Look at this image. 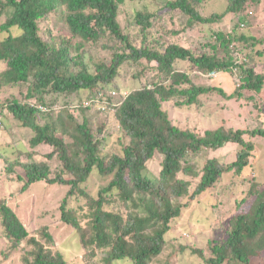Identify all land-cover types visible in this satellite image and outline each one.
<instances>
[{"label":"trees","instance_id":"obj_1","mask_svg":"<svg viewBox=\"0 0 264 264\" xmlns=\"http://www.w3.org/2000/svg\"><path fill=\"white\" fill-rule=\"evenodd\" d=\"M124 1L4 0L12 12L1 24V29L9 30L16 26L22 32L18 35L8 34L0 42V61H6L7 65L1 74L3 82L9 86L28 82L27 93L23 97L25 100H13L7 104V110L20 125L32 130L30 144L53 147L61 164L57 174L51 177L46 162L20 164L24 173L17 176V180L23 181L21 189H26L28 184L36 181L58 182L70 185L66 195L68 197L76 189L79 190L78 184L93 169L97 168L102 174L113 173L108 184L99 189L97 198L90 200L87 213L89 219L86 223L88 228L82 227L79 219L66 209V196L60 206L61 218L79 232L80 243L84 248L91 245L93 249L105 252L104 264L124 259H129L132 264H149L150 259L161 251L170 221L180 216L187 205L179 199L188 194L190 183L189 180L178 178L177 174L183 172L198 176L191 160L203 149H217L226 143H237L240 146L236 158L229 163L222 164L214 157L206 159L200 179L190 194L193 198L217 183L224 172L232 170L239 174L247 167L253 143L244 139L245 134L264 137V127L260 126L244 129L218 126L201 132L180 128L170 121L161 103L174 98L176 105L189 106L197 102L200 94L212 89L227 98L242 97L243 89L258 93L264 88V74L255 72L244 61L237 62L235 55L238 50L231 44L233 39L259 41L246 35L230 37L217 32L215 37L224 49L231 48L233 51L232 54L226 52L223 57L215 53L194 55L188 47L175 43L168 44L162 51L146 45L136 46L129 41V34L117 19L119 4ZM202 1L168 0L166 5L188 15L187 23L191 25L193 22H214L225 13L238 12L249 0H227L224 12L210 16H202L197 11L195 6ZM60 7L65 10L64 20L72 35L95 40L108 31L124 50L115 53L108 64L99 65L95 74L71 71L68 48L65 45L58 48L49 45L38 34V20ZM151 17L148 12L135 13L136 23L141 29L150 26ZM140 58L155 61L158 71L165 78L128 91L117 103L114 112L128 134L130 143L123 148L122 155L113 154L105 163L100 156L101 140L94 137L87 126V119L83 117L80 123L75 122L79 111H89L92 107L71 109L68 104L56 105L53 101H47L44 94L53 93L51 95L54 100L63 92L84 91L83 97L76 101L80 103L83 99L94 97L98 89H116L98 83L109 82L123 60ZM176 59L187 60L197 73L206 76L212 71L232 73V67L236 66L238 85L231 93H226L220 87L195 84L188 73L174 67ZM31 98H37L38 102H32ZM2 115L0 126L3 125ZM155 151L162 154L161 168L158 175H149L145 162ZM53 152L48 156H52ZM15 164L9 163L11 166L8 170L13 172ZM62 173H70L73 177L65 179ZM113 190H116L123 202L130 203V208H134L125 216L103 208L108 192ZM79 192L85 194L84 191ZM0 211L9 238L20 242L28 237L24 225L8 205L0 202ZM87 229L90 232L88 237L85 232ZM45 236L51 240L47 232ZM28 240L33 248L29 251L31 256L23 257V264H66L58 251L52 252L51 248L44 246L34 236L28 237ZM210 242L211 255L205 257L202 264H252V260L264 251V190L255 193L246 212L231 217L225 239ZM198 252L201 254V251ZM91 255L94 256V252Z\"/></svg>","mask_w":264,"mask_h":264},{"label":"rangeland","instance_id":"obj_2","mask_svg":"<svg viewBox=\"0 0 264 264\" xmlns=\"http://www.w3.org/2000/svg\"><path fill=\"white\" fill-rule=\"evenodd\" d=\"M168 0H125L119 4L117 19L125 32L129 34V41L136 46H148L162 51L165 46L175 43L188 47L194 55L201 53H215L223 57L227 50L216 39L217 32L230 37L246 35L255 37L258 42L248 40H235L232 43L236 53L237 62L244 61L255 72L264 74V0H249L238 12L225 13L223 17L214 22L187 23L188 15L178 9L169 8ZM227 0H203L198 3L197 11L202 16L213 13H222L227 6ZM137 11L148 12L152 15L150 26L141 29L136 23ZM12 8L0 0V26L10 16ZM65 10L58 8L38 20V34L49 45L68 48L71 71H87L95 74L97 67L108 64L115 53L124 49L120 42L108 31L95 40L84 39L72 35L65 18ZM22 31L15 27L3 30L0 27V42L8 35H18ZM125 51H128L127 49ZM155 61L144 58L138 60L125 59L116 69L115 75L106 84L116 88L117 93L132 91L144 85L163 80L164 75L157 69ZM174 67L189 74L193 83L203 86L220 87L226 93H231L238 85V73L232 70L219 72L215 76H206L195 70L187 60L176 59ZM7 68L6 61H0V114L3 125L0 126V202L8 205L17 215L27 230V236H34L44 246L51 248L52 252L61 253L66 264H104V251L86 248L80 243L79 232L61 218V202L67 195L70 185L63 183H49L36 181L28 184L22 190L23 181L17 180L23 175L22 163L46 162L50 167L49 176H54L61 168L58 154L53 147L46 144L32 146L30 138L32 130L22 126L7 110V104L24 101L27 93V83L7 85L3 82L2 71ZM32 79V78H30ZM53 93L44 94L47 101L56 105H71L83 97L84 91H70L59 94L52 99ZM32 102L37 98H31ZM119 99V98H118ZM34 102V103H36ZM162 109L168 114L170 121L180 127L194 131L206 128L224 126L225 128H254L264 127V88L254 93L248 89L242 90V97L227 98L216 89L200 94L196 103L186 106L175 104L174 98L161 103ZM72 109V108H71ZM115 109V108H114ZM63 110V109H62ZM66 110V109H65ZM115 110L103 113L93 108L79 111L75 122L80 123L85 117L87 126L94 137L101 140L100 156L107 163L113 154L122 155V150L130 143V138L118 122ZM69 123V121H67ZM244 139L253 143L249 164L239 174L224 172L219 181L203 193L191 198L195 189L201 169L207 158L214 157L220 163L226 164L236 158L240 146L237 143H226L217 149H203L191 160L195 164L198 176H191L183 172L177 174L178 178L189 180L188 194L179 199L187 203L180 216L172 219L169 229L164 234V241L158 255L152 257L149 264H202L203 259L211 255L209 246L211 240L221 241L226 238L231 217L237 213L246 212L255 193L264 190V137H251L247 134ZM52 156H48L50 152ZM162 154L155 151L151 158L146 160V172L149 175H158L161 168ZM9 163H16L13 172L8 170ZM65 179L72 178L70 173H62ZM113 173L102 174L93 169L86 179L79 183V190L66 196V209L70 210L80 221L82 227L88 228V206L91 199H96L101 187L108 184ZM79 191H84L81 194ZM103 208L119 212L125 216L130 203L123 202L116 190L109 191ZM50 234L51 240L45 236ZM86 236H89L87 229ZM28 237L20 242L9 238L4 230L2 214L0 211V264H23L24 256H31L29 251L33 244ZM201 251V254L198 252ZM94 252V256L91 255ZM262 256V257H261ZM252 264H264V251L252 260ZM111 264H132L129 259L112 261Z\"/></svg>","mask_w":264,"mask_h":264},{"label":"built area","instance_id":"obj_3","mask_svg":"<svg viewBox=\"0 0 264 264\" xmlns=\"http://www.w3.org/2000/svg\"><path fill=\"white\" fill-rule=\"evenodd\" d=\"M232 70L234 72H237V67L233 66ZM218 72L212 71L209 73V76H215ZM128 91H123L117 93L115 89H109L108 91L98 89L95 91L94 97H90L87 99H83L80 104H77L75 106L79 107H92L93 109L105 112L107 110H111V108H115L117 103L120 101L122 97L127 95ZM119 98V99H118ZM41 110H44V107H39ZM0 122H1V115H0Z\"/></svg>","mask_w":264,"mask_h":264},{"label":"clouds","instance_id":"obj_4","mask_svg":"<svg viewBox=\"0 0 264 264\" xmlns=\"http://www.w3.org/2000/svg\"><path fill=\"white\" fill-rule=\"evenodd\" d=\"M220 72V71H219ZM218 72V73H219ZM77 104H80V103H75L74 105H71V108H74V107H77V106H75V105H77ZM95 111H97V110H95ZM102 113V112H101Z\"/></svg>","mask_w":264,"mask_h":264}]
</instances>
